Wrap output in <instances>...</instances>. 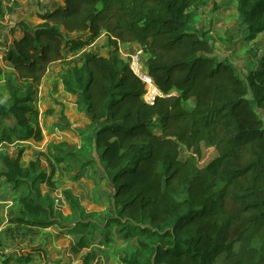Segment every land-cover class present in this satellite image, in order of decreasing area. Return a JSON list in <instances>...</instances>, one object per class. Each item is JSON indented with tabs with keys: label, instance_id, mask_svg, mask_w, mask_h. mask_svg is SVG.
Listing matches in <instances>:
<instances>
[{
	"label": "trees",
	"instance_id": "trees-1",
	"mask_svg": "<svg viewBox=\"0 0 264 264\" xmlns=\"http://www.w3.org/2000/svg\"><path fill=\"white\" fill-rule=\"evenodd\" d=\"M197 1L63 0L38 14L40 23L18 21L21 35L2 50L19 80L7 78L8 97L0 99V146H17L15 154H0V186L22 188L21 209L8 223L48 228L64 218L41 157L81 171L97 156L113 190L101 235L110 240L105 229L113 225L137 243L119 264H264V122L255 109L264 111V48L258 67L241 76L191 27ZM235 1L241 31L253 40L264 32V0ZM102 33L114 50L118 42L144 47L161 95L145 102L144 83L117 53L83 54L63 80L93 125L83 148L51 144L23 166L21 144L43 139L35 103L49 66ZM201 143L217 154L199 166ZM181 147L189 150L183 159ZM62 194L74 224L71 251L84 252L83 264H102L92 247L100 229L94 214L69 190ZM35 249L0 264H28Z\"/></svg>",
	"mask_w": 264,
	"mask_h": 264
},
{
	"label": "rangeland",
	"instance_id": "rangeland-1",
	"mask_svg": "<svg viewBox=\"0 0 264 264\" xmlns=\"http://www.w3.org/2000/svg\"><path fill=\"white\" fill-rule=\"evenodd\" d=\"M4 9H0V99L8 97L5 89V80L10 78L16 84L19 83L12 65L2 58L3 45L12 43L13 38L19 36L17 23L25 20L31 25L41 22L38 14L46 8L61 5L63 0H12ZM235 0H198L195 16L190 23L193 29L205 33L213 47L214 54L218 58L229 59L238 69L241 76L258 65V58L264 48V32L257 35L253 40L244 37L236 15ZM193 9V7L191 8ZM108 37L102 33L97 38L84 46L83 51H74L65 54V58L49 66L47 73L38 88L35 106L39 112V124L42 129L43 139L39 142L30 141L23 155V161L40 152H47L48 146L64 142V147L69 151H80L83 148V137L90 134L93 125L84 110L75 103L76 97L64 91L63 80L68 75V70L75 64L80 63L83 54L92 52L97 55L111 56L117 53L123 63H128L129 57L120 55L117 50L108 43ZM122 52H132L138 49L136 44L120 43L116 49ZM80 49V48H79ZM116 51V52H115ZM144 54L142 59H146ZM151 92L153 86L148 84ZM193 100L188 102L190 106ZM187 105V106H188ZM51 109L52 112L47 111ZM256 109V112L264 122V111ZM48 113V114H47ZM10 121V120H9ZM7 122V121H6ZM81 132V133H80ZM82 132H84L82 134ZM21 145L24 146L22 143ZM25 147V146H24ZM17 146L3 144L0 146V154L9 152L15 154ZM189 150L185 147L180 149V158L183 159ZM213 147L201 143V155L198 158L199 166L206 164L216 156ZM95 156V163L83 170L72 169L67 171L66 163L50 164L41 157V168L52 173V180L56 182V190L50 192L54 206L64 217L60 223L48 228H36L26 225L15 226L8 223V218L17 215L21 209L18 202L22 188L13 190L4 182L0 186V263L6 257L14 260L21 256L31 254L32 261L28 264H83L84 252L74 253L71 245L74 242L73 222L68 204L63 197V191L69 190L78 197L80 203L87 212L94 214V221L100 227L101 233L104 227V219L112 211V187L104 177L103 171ZM80 174V177H76ZM2 181V180H1ZM41 193L47 191L44 184L39 185ZM109 233L108 241L103 235L94 231L92 247L96 250V260L102 264H119V258L129 256L137 249L136 240L124 239L120 235L115 236L113 225L105 229ZM98 235V236H97ZM100 241V242H98ZM23 264V263H13Z\"/></svg>",
	"mask_w": 264,
	"mask_h": 264
},
{
	"label": "built area",
	"instance_id": "built-area-1",
	"mask_svg": "<svg viewBox=\"0 0 264 264\" xmlns=\"http://www.w3.org/2000/svg\"><path fill=\"white\" fill-rule=\"evenodd\" d=\"M118 42V46H119ZM117 51L120 55L128 56V64L132 72L144 83V93L142 98L145 102L152 104L156 96H160V90L154 85L151 77L149 76L147 69H146V59H142V56L145 53L144 47L140 44L138 45V49L132 52H122L121 48H117ZM151 83L153 89L151 92L148 89V84Z\"/></svg>",
	"mask_w": 264,
	"mask_h": 264
},
{
	"label": "crops",
	"instance_id": "crops-1",
	"mask_svg": "<svg viewBox=\"0 0 264 264\" xmlns=\"http://www.w3.org/2000/svg\"><path fill=\"white\" fill-rule=\"evenodd\" d=\"M10 3H8V2H6L5 0H0V9L2 10V8L4 9L7 5H9ZM19 34V36H20V33H18ZM18 36V37H19ZM124 44H136L137 46L139 45L138 43H136V42H128V43H124ZM55 63H57V62H55ZM55 63H52V64H55ZM51 64V65H52ZM258 67V65L257 66H255V67H253V68H257ZM65 91V90H64ZM66 92V91H65ZM66 93H68V92H66ZM69 94V93H68ZM69 95H71V94H69ZM73 96V95H72ZM193 100V99H192ZM32 139H30V140H27V141H24L23 142V144H24V146H25V150H26V146H28L27 144H30V141H31ZM32 141H34V140H32ZM34 142H36V141H34ZM25 152V151H24ZM23 155H24V153H23ZM23 156L21 157V164L23 165V166H25L27 163H28V161L30 160V159H32V158H30V159H28L26 162H24L23 161ZM47 172V171H46ZM98 232V234L100 235L101 233H100V231L98 230L97 231ZM94 236H96V235H94ZM98 236V235H97ZM115 236H117L116 234H115Z\"/></svg>",
	"mask_w": 264,
	"mask_h": 264
},
{
	"label": "bare ground",
	"instance_id": "bare-ground-1",
	"mask_svg": "<svg viewBox=\"0 0 264 264\" xmlns=\"http://www.w3.org/2000/svg\"><path fill=\"white\" fill-rule=\"evenodd\" d=\"M83 49H84V48L82 47V48L78 49L77 51H83Z\"/></svg>",
	"mask_w": 264,
	"mask_h": 264
}]
</instances>
